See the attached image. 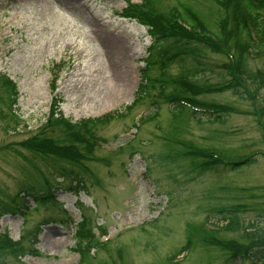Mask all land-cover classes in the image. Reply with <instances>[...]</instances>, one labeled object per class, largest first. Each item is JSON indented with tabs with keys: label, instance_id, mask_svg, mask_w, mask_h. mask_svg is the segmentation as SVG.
<instances>
[{
	"label": "rangeland",
	"instance_id": "rangeland-1",
	"mask_svg": "<svg viewBox=\"0 0 264 264\" xmlns=\"http://www.w3.org/2000/svg\"><path fill=\"white\" fill-rule=\"evenodd\" d=\"M138 1L0 0V73L15 85L12 107L18 115L14 122L0 101V230L22 237L27 247L33 227L40 229L36 255L27 254L22 262L5 257L0 264H113L112 258L117 264H227L230 249L264 244V86L257 83L264 56L247 57L251 75L236 76L250 96L240 98L229 89L195 94L236 109L221 122L173 117L158 94L159 82L142 96L135 94L145 82L142 74L156 77L159 69L143 70L150 41L146 27L119 14L126 2ZM211 1L153 3L166 18L172 10L185 17L192 12L212 29V45L195 41L196 53L189 57L207 70L197 80L215 84L232 77L226 67H239L232 42L230 51L217 48L219 8ZM164 68L169 77L183 73L173 60ZM170 88L167 84L164 91ZM53 98L70 123L96 121L83 133L93 144L82 149L85 169L23 146L31 147L27 139L33 135L62 142V129L46 123ZM206 151L222 159L255 156L236 170L200 171L189 157L205 160ZM21 188L34 193L49 188L53 197L26 199L25 209L16 197ZM14 205L20 209L6 211ZM230 215L238 228L217 229ZM79 223L84 226L78 231ZM196 226L217 229L214 240L229 247L204 245L201 233L186 247L189 229ZM87 232L96 240L79 262L74 247Z\"/></svg>",
	"mask_w": 264,
	"mask_h": 264
},
{
	"label": "trees",
	"instance_id": "trees-1",
	"mask_svg": "<svg viewBox=\"0 0 264 264\" xmlns=\"http://www.w3.org/2000/svg\"><path fill=\"white\" fill-rule=\"evenodd\" d=\"M212 1L215 2L219 8V18L215 22V28L219 31V40L217 43L219 51H222V49L223 52L230 51L231 46L229 44L232 42L237 52V59L234 61L239 64L246 61L248 53L253 55H264V0ZM153 2L154 0H140V2L136 4L127 3L126 7L121 11V15L129 18L134 17L139 23L148 26L151 43L147 47L148 56L145 62L146 65L143 68L144 72L153 66L159 68L156 77L150 78L146 73L142 74L145 82L139 84L137 87L135 93L137 98L138 96H142L143 93H147L149 89H153L157 82H159L158 94L163 96L165 101L169 102V112H171L173 117H179L182 114H190L198 123L203 121L221 122L225 115H228V113L232 112L234 109L230 106L224 104L219 105L214 102H209L207 103L209 105H206L202 99L196 98L195 94L197 95L210 91L219 92L229 89L232 94H236L240 98H243L244 94L238 84V79L234 76L236 73L229 70L232 77L228 78L226 81L221 80V82H216L215 84L199 80L196 82L194 77L196 76L198 79L199 77L202 78L207 70L202 64H197L195 58H190L189 56H193L194 53H196L197 47L195 46V41L201 44L206 43L209 46L212 45L214 41L211 39L212 36L209 31L211 29L192 12H186L185 17L178 11H172L171 15L166 18L164 14H167V12L156 11ZM203 38H206L205 41ZM228 55L234 57L235 53L232 52ZM186 58L189 59L188 66L183 63ZM171 60L178 62L179 67H181L183 71L181 75L184 81L181 83L184 87L180 85L177 86L174 78L169 77L165 72L164 66ZM241 70L243 71V69ZM248 73L251 75V72ZM146 81L149 83L147 86ZM262 81H264V75ZM167 84H170L171 88L164 91V87ZM16 97L17 91L13 81L8 78L7 75L0 73V101L6 105L10 116L14 118V122H17L16 118L18 117V115L14 113L12 107ZM56 103L55 98H53L46 123L47 125L52 124V126H59V128L62 129L63 135L59 138L62 142L56 141L55 138L49 137L47 134L44 137L33 135L31 139H27L30 141L31 147L29 148L27 145L23 146L34 153L49 155L55 159L64 160L71 165L75 164L83 167V162L80 161L81 159H86L87 156L83 154L82 149L85 148L89 150L93 146V144H89V139H87L84 134H87V132L91 130L89 128L90 125H94L96 121L94 118H89L86 120L84 119L81 123H70L60 115ZM192 152L195 153L194 151ZM185 154L187 156L189 155V153ZM189 160L190 163L200 171L210 168V166H213V168L227 167L229 170H236L241 166L253 163L254 155L243 159L234 158L232 161H227V163H222V161L211 156V154H209V157L205 160L196 159L194 156L189 157ZM83 169H85V167H83ZM71 173L72 171H68L67 175ZM61 174H63V172ZM74 178L75 180H79V175ZM45 185L49 186L48 183H45ZM77 185L76 183V189L78 187ZM30 190L31 189L25 190L24 200H26V198H31L35 200V202H39L43 199L48 200L53 197L51 196L49 188L45 191H35V193ZM10 207L7 208L6 211L14 212L20 209L15 205ZM27 207L28 205L25 203L24 208L28 209ZM226 218L227 223L223 225V228L227 230H236L239 226L236 216L230 215V217ZM83 226L82 223L76 224L75 229L77 228L79 231ZM33 228V234L28 233L30 234L29 237L32 246L27 247L23 245L21 241L22 237L14 240L8 236L5 230L2 233L0 232V262L5 257L17 258V261H20V258L25 254L37 253L34 243H36V236L38 235L39 229L37 227ZM189 230L192 234H188L187 242H185L186 247L190 246V239L198 237L200 233L202 235L199 236V240L204 245H212L214 247H216V245H224L225 247H229L228 242L221 243V241L217 239L214 240V232H210L209 229H200L196 226L195 231L193 229ZM78 238L82 239V241L77 242L74 249L79 254L78 261L81 262L85 261L88 257L87 249L94 246L93 242L96 239L91 237L89 232L86 234L81 233ZM186 247H184V249H186ZM118 249L119 248L116 249V252H119ZM228 253L229 256L226 259L227 264H245V260H248L251 264H264V244L255 249H245L244 247L242 248V246H238L230 249ZM112 259L113 264H117L115 259Z\"/></svg>",
	"mask_w": 264,
	"mask_h": 264
}]
</instances>
